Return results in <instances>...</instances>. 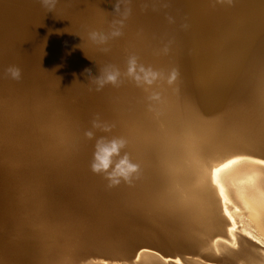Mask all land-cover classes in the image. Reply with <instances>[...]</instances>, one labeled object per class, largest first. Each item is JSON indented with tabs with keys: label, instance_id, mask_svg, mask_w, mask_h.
Returning <instances> with one entry per match:
<instances>
[{
	"label": "bare ground",
	"instance_id": "6f19581e",
	"mask_svg": "<svg viewBox=\"0 0 264 264\" xmlns=\"http://www.w3.org/2000/svg\"><path fill=\"white\" fill-rule=\"evenodd\" d=\"M17 1L0 0L19 16L18 28L0 33V264H55L65 247L46 222L69 215L130 234L183 236L208 255L220 247L207 218L220 217L223 241L251 231L264 264V216L254 220L244 207L257 208L264 191L256 162L264 159V0H187L195 4L187 16L184 0H57L53 12L40 0ZM124 13L121 36L103 46L87 39ZM132 53L165 78L149 91L127 79L97 91L88 73L123 69ZM13 64L20 80L4 74ZM97 115L113 125L97 135L125 137L141 166L130 184L109 187L90 169L95 141L84 132ZM235 156L254 159L218 174L225 200L211 169Z\"/></svg>",
	"mask_w": 264,
	"mask_h": 264
},
{
	"label": "water",
	"instance_id": "95a60500",
	"mask_svg": "<svg viewBox=\"0 0 264 264\" xmlns=\"http://www.w3.org/2000/svg\"><path fill=\"white\" fill-rule=\"evenodd\" d=\"M18 2L19 0L17 4ZM215 2L221 5L228 3V0H205L208 5ZM5 3L0 6V33L4 25L18 28L19 24L17 7L13 3L8 5ZM183 5L185 8L183 16H187L195 6L194 3L189 4L187 0H184ZM38 18L40 17L36 16L34 19ZM3 38L5 34H0V40ZM4 207L5 204L0 200V212L6 210ZM64 217L67 219L51 218L52 220L48 219L46 222V226L52 233L56 232L58 246L65 247L62 249L63 255L57 258L58 261L55 264H79L77 257H83V261L89 264L91 262L92 264H134L142 259L151 260L150 264H176L177 258L180 264H239L238 262L242 259L248 260L251 264H257L261 260L260 254L263 248L258 241L242 234L236 235L237 248L231 247L233 242L223 241L219 234H225V224L220 217L208 216L207 218V227L212 229L211 233L214 232L212 239L219 237L217 242L220 251L211 252V255H208L205 249H192L196 247L195 243L189 242L183 236L130 234L127 231L109 227L106 222L99 225L96 222L87 221L89 218L87 215L81 216L83 218L72 215ZM175 226L173 225L174 228Z\"/></svg>",
	"mask_w": 264,
	"mask_h": 264
},
{
	"label": "clouds",
	"instance_id": "9594fccd",
	"mask_svg": "<svg viewBox=\"0 0 264 264\" xmlns=\"http://www.w3.org/2000/svg\"><path fill=\"white\" fill-rule=\"evenodd\" d=\"M231 2L232 0H228V3ZM40 3L48 12H53L57 0H40ZM126 18L127 13H124L120 18L113 20L107 32L95 30L88 32L87 39L98 46L106 45L110 39L123 34ZM3 71L6 76L13 80H20L23 75L22 68L15 64L7 66ZM88 75L89 78H93L97 91L103 89L106 85L119 86L124 79L134 82L145 91H149L154 84L165 78L162 71L151 65L141 63L139 57L134 53L128 55L123 69L117 65H106L99 70L98 76H93L91 73H88ZM175 77L176 72L173 70L166 77L168 83L171 84ZM149 99H158V95L152 94ZM112 127V124L101 120L97 115L92 119L91 127L84 132L86 138L95 141L90 169L93 173L102 175L108 181L109 187L119 185L121 182L130 184L141 167L137 161L132 159L129 152L125 151L129 143L125 137L97 135L98 132L108 133ZM256 218L257 213L253 211V219Z\"/></svg>",
	"mask_w": 264,
	"mask_h": 264
},
{
	"label": "snow or ice",
	"instance_id": "6c2138e0",
	"mask_svg": "<svg viewBox=\"0 0 264 264\" xmlns=\"http://www.w3.org/2000/svg\"><path fill=\"white\" fill-rule=\"evenodd\" d=\"M260 98H261V106H262V110H264V84L261 85V88H260ZM199 150L201 152H205L207 151V147L204 146V145H200L199 146ZM242 159H254L253 157H242V156H235L233 157V159L231 160H228L226 163H223L221 164L219 167H215V168H212L211 171H212V176H213V180L214 182L217 184V188L219 190V193H220V196L222 198H224L225 200H227V196H226V192H225V189H224V186L222 184L219 183L217 177H218V174L225 168H228L229 166H231L232 164L236 163L238 160H242ZM257 163L261 164V165H264V159H261V160H257L256 161ZM244 207L250 211V212H253L255 211L257 213V215H262L264 216V191H262L260 193V200L258 202V207L257 208H253L248 202L245 201L244 203ZM225 214L229 216V219H231V214L229 212H227V210H225ZM232 224H233V227L232 228H229V232H235V220H232ZM246 235L248 236H251V238L253 240H256L258 239V237L253 234L251 231H248L245 233ZM261 240H264V238H260ZM232 240H233V243L231 245L232 248H237L238 245L237 243L235 242L236 240V237L233 235L232 237ZM144 249H142L143 251ZM217 252H219V249H217ZM139 258V257H137ZM176 264H180V261H179V258H177V261H176Z\"/></svg>",
	"mask_w": 264,
	"mask_h": 264
}]
</instances>
